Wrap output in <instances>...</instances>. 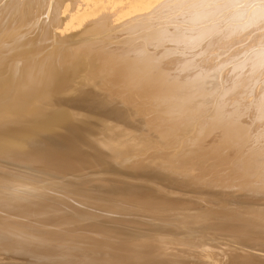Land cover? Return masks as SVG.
Returning <instances> with one entry per match:
<instances>
[{"label":"bare ground","instance_id":"bare-ground-1","mask_svg":"<svg viewBox=\"0 0 264 264\" xmlns=\"http://www.w3.org/2000/svg\"><path fill=\"white\" fill-rule=\"evenodd\" d=\"M0 264H264V0H0Z\"/></svg>","mask_w":264,"mask_h":264}]
</instances>
